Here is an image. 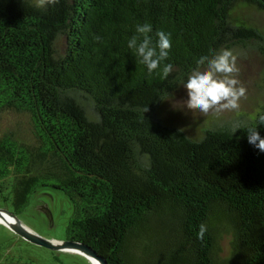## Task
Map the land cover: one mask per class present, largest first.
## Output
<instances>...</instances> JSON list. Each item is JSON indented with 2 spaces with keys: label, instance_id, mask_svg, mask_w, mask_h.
<instances>
[{
  "label": "trees",
  "instance_id": "1",
  "mask_svg": "<svg viewBox=\"0 0 264 264\" xmlns=\"http://www.w3.org/2000/svg\"><path fill=\"white\" fill-rule=\"evenodd\" d=\"M246 8L264 0H0V117L27 116L32 134L0 132L2 200L18 215L62 191L66 238L108 264H264V153L245 131L264 137V104L197 140L163 116L200 57L264 42ZM138 23L170 34L167 78L128 48Z\"/></svg>",
  "mask_w": 264,
  "mask_h": 264
},
{
  "label": "rangeland",
  "instance_id": "2",
  "mask_svg": "<svg viewBox=\"0 0 264 264\" xmlns=\"http://www.w3.org/2000/svg\"><path fill=\"white\" fill-rule=\"evenodd\" d=\"M39 1V0H35ZM241 16L248 23L256 25L264 32V13L254 9H242ZM237 56L236 79L246 88V95L239 101L238 110L216 113L189 110L184 104L187 99L182 84L163 106V116L173 125L187 132L197 140L201 132L216 124L232 123L245 117H253L264 104V42L248 43L230 48ZM186 81V80H185ZM12 131L19 139L30 142L32 134L27 116L5 113L0 117V132ZM0 208L10 211V202L0 197ZM73 214V207L68 197L60 190L40 189L31 199L18 219L35 234L45 238L65 241L66 228ZM230 236L220 239L221 257L230 253ZM0 264H93L92 260L77 251H54L34 245L16 235L0 222Z\"/></svg>",
  "mask_w": 264,
  "mask_h": 264
},
{
  "label": "clouds",
  "instance_id": "3",
  "mask_svg": "<svg viewBox=\"0 0 264 264\" xmlns=\"http://www.w3.org/2000/svg\"><path fill=\"white\" fill-rule=\"evenodd\" d=\"M56 2L57 0H39L41 6ZM135 32L128 41V48L135 51L139 62L146 66L149 74L160 68L162 78H167L173 71V65L162 62L167 60L171 48L170 34L157 32L154 42L150 35L152 26L149 23H138ZM95 39L99 40L100 37ZM238 72L237 56L231 49L221 48L212 56L200 57L196 67L182 83L187 94V99L184 100L187 109L199 110L205 114L209 111L221 113L238 110L240 99L246 95V88L235 78ZM258 119L259 124L264 125V115H260ZM239 129L240 125H235L234 133ZM245 131L248 143L264 153V137H261L257 127H247ZM206 231L207 226L201 224L197 238L203 239Z\"/></svg>",
  "mask_w": 264,
  "mask_h": 264
},
{
  "label": "water",
  "instance_id": "4",
  "mask_svg": "<svg viewBox=\"0 0 264 264\" xmlns=\"http://www.w3.org/2000/svg\"><path fill=\"white\" fill-rule=\"evenodd\" d=\"M4 214L11 216L14 221L9 222L7 221ZM0 218L4 220V226H6L9 230H11L16 235L22 237L26 241L41 246L50 250L54 251H77L85 256H87L89 259L93 258L97 260L100 264H108L107 261L100 256L95 250H93L91 247H89L86 244L75 242L72 240H65V241H59L54 239H45L34 232H32L28 227H26L24 224L20 222L18 219L17 214L14 211H10L5 208H0Z\"/></svg>",
  "mask_w": 264,
  "mask_h": 264
},
{
  "label": "bare ground",
  "instance_id": "5",
  "mask_svg": "<svg viewBox=\"0 0 264 264\" xmlns=\"http://www.w3.org/2000/svg\"><path fill=\"white\" fill-rule=\"evenodd\" d=\"M4 216L6 217L7 221H9V222L14 221V219L11 216L6 215V214H4ZM0 222H1V224H4V220L2 218H0ZM90 259L92 260L93 264H100L97 260H95L93 258H90Z\"/></svg>",
  "mask_w": 264,
  "mask_h": 264
}]
</instances>
